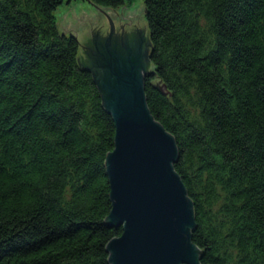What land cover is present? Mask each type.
Masks as SVG:
<instances>
[{
  "label": "trees",
  "instance_id": "1",
  "mask_svg": "<svg viewBox=\"0 0 264 264\" xmlns=\"http://www.w3.org/2000/svg\"><path fill=\"white\" fill-rule=\"evenodd\" d=\"M74 0H0V264H112L116 126ZM112 10L135 0H87ZM145 94L170 132L202 264H264V0H142Z\"/></svg>",
  "mask_w": 264,
  "mask_h": 264
},
{
  "label": "water",
  "instance_id": "2",
  "mask_svg": "<svg viewBox=\"0 0 264 264\" xmlns=\"http://www.w3.org/2000/svg\"><path fill=\"white\" fill-rule=\"evenodd\" d=\"M56 18L60 32L80 41L81 61L94 71L115 121V147L107 158L108 221L123 233L107 245L111 263L202 264L192 241L193 203L174 167L176 140L147 104L145 78L152 66L142 0L117 10L74 0L60 6Z\"/></svg>",
  "mask_w": 264,
  "mask_h": 264
},
{
  "label": "flooded vegetation",
  "instance_id": "3",
  "mask_svg": "<svg viewBox=\"0 0 264 264\" xmlns=\"http://www.w3.org/2000/svg\"><path fill=\"white\" fill-rule=\"evenodd\" d=\"M140 46V45H139ZM104 47H105V49H104ZM103 48H102V50H101V52L103 53V55L105 56V57H108V55H107V53H108V50H107V46H104ZM114 49V48H113ZM132 49H134V50H139V48H138V46L137 47H134V48H132ZM110 50H111V48H110ZM115 50V49H114Z\"/></svg>",
  "mask_w": 264,
  "mask_h": 264
},
{
  "label": "rangeland",
  "instance_id": "4",
  "mask_svg": "<svg viewBox=\"0 0 264 264\" xmlns=\"http://www.w3.org/2000/svg\"><path fill=\"white\" fill-rule=\"evenodd\" d=\"M58 28H59V25H58ZM59 30H60V28H59ZM80 59H81V49H80Z\"/></svg>",
  "mask_w": 264,
  "mask_h": 264
}]
</instances>
